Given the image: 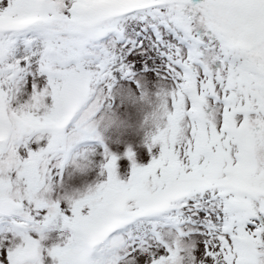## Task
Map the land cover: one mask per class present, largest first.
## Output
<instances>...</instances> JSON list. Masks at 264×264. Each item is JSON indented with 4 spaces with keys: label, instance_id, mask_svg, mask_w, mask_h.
<instances>
[{
    "label": "snow or ice",
    "instance_id": "6c2138e0",
    "mask_svg": "<svg viewBox=\"0 0 264 264\" xmlns=\"http://www.w3.org/2000/svg\"><path fill=\"white\" fill-rule=\"evenodd\" d=\"M93 88L161 100L147 162L0 181V264H264V0H0V101Z\"/></svg>",
    "mask_w": 264,
    "mask_h": 264
},
{
    "label": "rangeland",
    "instance_id": "374dc122",
    "mask_svg": "<svg viewBox=\"0 0 264 264\" xmlns=\"http://www.w3.org/2000/svg\"><path fill=\"white\" fill-rule=\"evenodd\" d=\"M152 83L154 85L155 81ZM106 95L96 88L87 94L73 93L55 116H46L48 109L43 98L33 100L26 95L9 94L1 101L6 115L0 121V137L5 136L7 141L0 148V181L15 187L26 169L37 166L41 171L47 169L62 152L65 140L70 146L78 147L82 157L78 163L87 164V171L95 168L93 158L103 151V146L121 157L122 174L130 172L131 168V162L124 155L128 149L136 154L137 163L147 162L149 157L144 145L164 123L157 119L161 100L151 89L143 99L137 95L134 103L118 94L113 102L106 100ZM72 174L73 169L66 170L69 179ZM92 179H95L94 174ZM85 189L83 185L75 190L67 188L66 194L76 197Z\"/></svg>",
    "mask_w": 264,
    "mask_h": 264
},
{
    "label": "water",
    "instance_id": "95a60500",
    "mask_svg": "<svg viewBox=\"0 0 264 264\" xmlns=\"http://www.w3.org/2000/svg\"><path fill=\"white\" fill-rule=\"evenodd\" d=\"M0 115H1V117L3 116V112H2L1 106H0ZM3 141H4V139H0V146L2 145Z\"/></svg>",
    "mask_w": 264,
    "mask_h": 264
}]
</instances>
